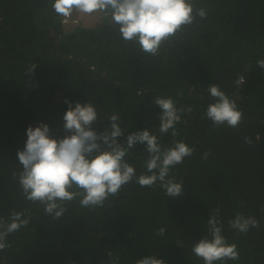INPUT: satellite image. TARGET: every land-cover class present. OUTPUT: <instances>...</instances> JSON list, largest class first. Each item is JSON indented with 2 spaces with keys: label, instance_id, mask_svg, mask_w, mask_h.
Listing matches in <instances>:
<instances>
[{
  "label": "trees",
  "instance_id": "1",
  "mask_svg": "<svg viewBox=\"0 0 264 264\" xmlns=\"http://www.w3.org/2000/svg\"><path fill=\"white\" fill-rule=\"evenodd\" d=\"M52 2L0 0V217L8 219L12 211L30 216L26 227L7 237L10 246L0 251V264H135L145 256L165 264H204L191 248L208 236L207 219L217 207L223 234L240 256L223 264H264V69L257 65L264 59V0H195L206 17H197L157 56L125 42L102 13L88 25L65 24ZM211 84L236 101L243 114L238 127H214L204 117L213 102ZM156 96L192 107L182 114L175 139L194 152L170 173L183 181L181 196L133 181L103 207L68 202L59 219L24 198L13 173L21 169L17 151L25 146L29 125L44 122L55 136H64L67 100L73 107L95 106L98 132L110 114H118L121 144L145 128L159 136ZM160 139L168 144L173 138L169 133ZM147 155L137 144L126 157L137 175ZM238 211L254 216L260 227L247 233L230 228L228 220ZM161 227L163 236L156 234Z\"/></svg>",
  "mask_w": 264,
  "mask_h": 264
},
{
  "label": "clouds",
  "instance_id": "2",
  "mask_svg": "<svg viewBox=\"0 0 264 264\" xmlns=\"http://www.w3.org/2000/svg\"><path fill=\"white\" fill-rule=\"evenodd\" d=\"M52 8L63 18H70L74 10L86 15L102 13L111 18L125 42L138 45L139 51L149 56L159 55L161 48L193 25L197 17L202 20L207 15L206 8L197 7L195 0H53ZM257 65L264 69V59L258 60ZM35 67V63L29 65L26 74L33 73ZM236 82L242 84L243 77ZM207 91L213 102L207 105L204 117L214 127H238L243 114L236 101L216 84L209 85ZM65 103L68 108L62 117L64 136H55L44 122L26 128L25 146L17 151L21 169L13 173L26 200L42 205L46 214L59 219L67 211L68 202L78 199L84 208L103 207L109 197L118 196L133 181L141 187L159 185L168 197L183 194V181H177L170 173L194 152L183 140L175 139L179 136L177 125L182 114L190 113L191 106L177 107L172 97L156 96L154 103L160 108L159 136L145 128L128 134L121 144L117 138L124 132L118 114H110L107 126L98 132L93 127L98 113L92 103L76 102L74 107L70 101ZM169 133L173 139L162 144L160 137ZM245 140L252 142L247 137ZM137 144H143L148 153L144 157V172L139 175L126 160ZM208 156L209 152L205 151L202 159L207 160ZM219 212V207L213 209L207 219L208 236L193 243L191 248L204 264H223L240 258L236 244L229 243L223 234ZM29 223L30 216L20 211L10 212L8 219L0 217V251L10 246L9 235ZM228 225L240 233L260 227L254 216L239 211L228 220ZM156 234L163 236L165 228L157 229ZM109 264L117 261L110 260ZM135 264H165V261L145 256Z\"/></svg>",
  "mask_w": 264,
  "mask_h": 264
},
{
  "label": "rangeland",
  "instance_id": "3",
  "mask_svg": "<svg viewBox=\"0 0 264 264\" xmlns=\"http://www.w3.org/2000/svg\"><path fill=\"white\" fill-rule=\"evenodd\" d=\"M72 17H73V19L67 20V22L65 24H67L69 21L73 25H75V24L88 25V24L92 23L94 20L98 19V14L93 13L92 15H86V14H82V13H79L78 11L74 10Z\"/></svg>",
  "mask_w": 264,
  "mask_h": 264
},
{
  "label": "built area",
  "instance_id": "4",
  "mask_svg": "<svg viewBox=\"0 0 264 264\" xmlns=\"http://www.w3.org/2000/svg\"><path fill=\"white\" fill-rule=\"evenodd\" d=\"M68 20V18H64V21H67Z\"/></svg>",
  "mask_w": 264,
  "mask_h": 264
}]
</instances>
